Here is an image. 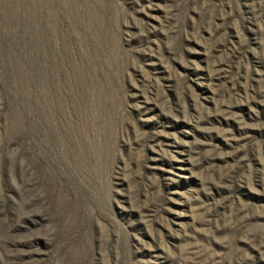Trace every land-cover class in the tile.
<instances>
[{"label": "rangeland", "instance_id": "374dc122", "mask_svg": "<svg viewBox=\"0 0 264 264\" xmlns=\"http://www.w3.org/2000/svg\"><path fill=\"white\" fill-rule=\"evenodd\" d=\"M0 264H264V0H0Z\"/></svg>", "mask_w": 264, "mask_h": 264}]
</instances>
